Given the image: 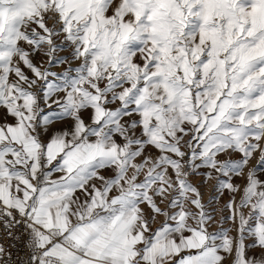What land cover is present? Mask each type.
Listing matches in <instances>:
<instances>
[{"label": "snow or ice", "instance_id": "snow-or-ice-1", "mask_svg": "<svg viewBox=\"0 0 264 264\" xmlns=\"http://www.w3.org/2000/svg\"><path fill=\"white\" fill-rule=\"evenodd\" d=\"M0 264H264V0H0Z\"/></svg>", "mask_w": 264, "mask_h": 264}]
</instances>
